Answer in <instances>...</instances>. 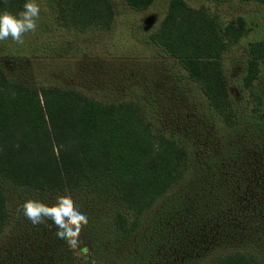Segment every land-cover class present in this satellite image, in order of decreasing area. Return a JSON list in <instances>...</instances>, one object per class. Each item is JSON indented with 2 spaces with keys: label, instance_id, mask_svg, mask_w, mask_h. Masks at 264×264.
<instances>
[{
  "label": "rangeland",
  "instance_id": "rangeland-1",
  "mask_svg": "<svg viewBox=\"0 0 264 264\" xmlns=\"http://www.w3.org/2000/svg\"><path fill=\"white\" fill-rule=\"evenodd\" d=\"M111 1L117 13L111 30L76 33L60 25L47 0H37L36 30L23 34L22 44L0 41V63L32 87H76L102 101H135L155 128L180 139L191 169L129 237L116 233L117 213L129 214L117 197L105 199L86 187L58 191L0 181L10 214L0 236V264H83L84 256L98 264H214L235 250L264 261V130L247 129V112L264 90V66L251 88L243 82L248 47L264 39V5L185 0L224 22L246 20L247 32L223 56L233 108L229 125L177 61L147 42L169 0L141 12L125 0ZM57 195L70 196L89 220L75 253L56 241L49 224L32 225L19 211L26 198L51 204Z\"/></svg>",
  "mask_w": 264,
  "mask_h": 264
},
{
  "label": "trees",
  "instance_id": "trees-1",
  "mask_svg": "<svg viewBox=\"0 0 264 264\" xmlns=\"http://www.w3.org/2000/svg\"><path fill=\"white\" fill-rule=\"evenodd\" d=\"M125 1L131 10L141 12L156 0ZM239 1L264 5V0ZM24 2L0 0V11L18 12ZM47 2L60 25L76 33L104 32L116 22L111 0ZM246 32L243 17L224 22L204 7L169 0L165 17L147 42L177 61L216 114L231 125L233 108L223 56ZM262 65L264 39L248 47L245 88L260 78ZM247 129L264 130V90L247 112ZM191 166V155L180 139L155 128L135 101H102L76 87H32L9 76L0 63V181L58 191L86 187L105 199L117 197L129 214L117 213L116 233L129 237ZM9 217L0 191V236ZM82 263L98 264L90 256H84ZM214 264L264 261L235 250Z\"/></svg>",
  "mask_w": 264,
  "mask_h": 264
},
{
  "label": "clouds",
  "instance_id": "clouds-1",
  "mask_svg": "<svg viewBox=\"0 0 264 264\" xmlns=\"http://www.w3.org/2000/svg\"><path fill=\"white\" fill-rule=\"evenodd\" d=\"M41 8L37 0H25L22 10L0 11V41L7 40L22 44L23 34L35 31ZM19 211L32 225L49 224L55 239L75 253L80 245L81 229L88 225V217L68 195H57L48 202L38 198H26ZM86 250V249H85Z\"/></svg>",
  "mask_w": 264,
  "mask_h": 264
}]
</instances>
